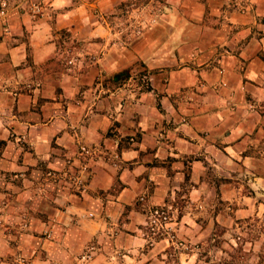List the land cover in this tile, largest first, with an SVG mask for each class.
<instances>
[{"label":"crops","instance_id":"0c3cea01","mask_svg":"<svg viewBox=\"0 0 264 264\" xmlns=\"http://www.w3.org/2000/svg\"><path fill=\"white\" fill-rule=\"evenodd\" d=\"M8 1L0 264H264V0Z\"/></svg>","mask_w":264,"mask_h":264},{"label":"built area","instance_id":"2783aa9c","mask_svg":"<svg viewBox=\"0 0 264 264\" xmlns=\"http://www.w3.org/2000/svg\"><path fill=\"white\" fill-rule=\"evenodd\" d=\"M46 0H29L28 10L32 15H41L44 10ZM10 10V4L8 0H0V16L4 17ZM144 79V78H143ZM145 82V80H143ZM79 156H84L88 153V149L79 145ZM85 170L81 168L79 173H71L69 170L65 172H48L46 174L47 179L53 183H57L61 180L69 181L73 186H81L83 181L81 178V172ZM138 204L142 213L145 215V233L150 243L158 239H167L170 242H175L174 225L175 218L171 209L167 206H152L148 204L147 196L143 195L138 198Z\"/></svg>","mask_w":264,"mask_h":264},{"label":"rangeland","instance_id":"374dc122","mask_svg":"<svg viewBox=\"0 0 264 264\" xmlns=\"http://www.w3.org/2000/svg\"><path fill=\"white\" fill-rule=\"evenodd\" d=\"M263 224H264V217L261 216L259 217L258 220H255L254 222H247V225L250 226L252 225L254 227V230H253V238L258 235H261L263 233ZM219 230H217V233H218ZM250 236V235H249ZM262 252V251H261ZM229 254H232L233 256H237L238 258H242V257H246V255L248 254L247 252L245 251H242L241 249L239 250H234V252H229Z\"/></svg>","mask_w":264,"mask_h":264}]
</instances>
